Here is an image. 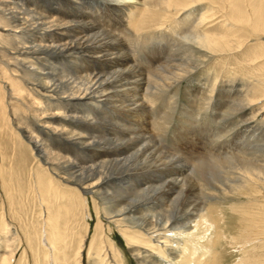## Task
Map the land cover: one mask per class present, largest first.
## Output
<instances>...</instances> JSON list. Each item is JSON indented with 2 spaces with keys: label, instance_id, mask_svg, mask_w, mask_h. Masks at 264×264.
I'll list each match as a JSON object with an SVG mask.
<instances>
[{
  "label": "bare ground",
  "instance_id": "1",
  "mask_svg": "<svg viewBox=\"0 0 264 264\" xmlns=\"http://www.w3.org/2000/svg\"><path fill=\"white\" fill-rule=\"evenodd\" d=\"M0 91V264H264V0H0Z\"/></svg>",
  "mask_w": 264,
  "mask_h": 264
},
{
  "label": "rangeland",
  "instance_id": "2",
  "mask_svg": "<svg viewBox=\"0 0 264 264\" xmlns=\"http://www.w3.org/2000/svg\"><path fill=\"white\" fill-rule=\"evenodd\" d=\"M197 81H195V83H197ZM194 83V82H193ZM194 83V84H195ZM197 92V90H196ZM3 95V93L0 91V95ZM0 97V182L3 180L1 178V174L5 179L6 183H10V186H16L15 181L19 180L21 178H26L28 177V173L27 170L30 168V166H32L33 162L31 159V154L30 153H24L22 152V149L20 148L21 145H19V139L16 138V136L12 133L11 129L9 128V126L7 124L4 125L5 122V108H4V104L2 102L3 97ZM7 99V98H6ZM208 110V109H207ZM207 114L212 113L213 111L209 110L206 111ZM193 113V112H192ZM202 116H205V113L202 111ZM191 115V114H190ZM199 116V115H198ZM197 115L191 117H188V119L191 121L192 124H195L196 126H199L200 123H198L196 121V118L198 117ZM196 117V118H194ZM191 118L193 120H191ZM200 118V116H199ZM197 118V119H199ZM193 121V122H192ZM197 123V124H196ZM223 123H221L220 125H222ZM168 137V138H167ZM167 139V140H166ZM163 140L164 142L167 144V146H169V141H170V131L163 136ZM194 141L196 143H198V145H200V147H205L208 143H207V139L203 138L202 135H200L199 137H196V139H194ZM203 150V148H202ZM13 175V177H12ZM27 188H24V191H26ZM22 198H19L18 196H16V201L18 200V202L21 201ZM27 215V220L30 219L31 216V210L29 213L25 214ZM37 222V221H36ZM39 223V221H38ZM31 227V225H29ZM95 226V224L93 225ZM120 237V236H119ZM122 247L125 248V242L122 240L121 242Z\"/></svg>",
  "mask_w": 264,
  "mask_h": 264
}]
</instances>
